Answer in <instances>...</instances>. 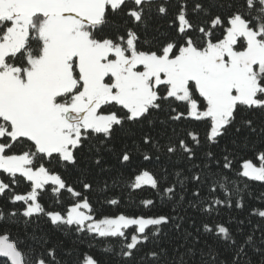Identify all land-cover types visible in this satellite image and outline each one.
Masks as SVG:
<instances>
[{"label":"snow or ice","instance_id":"6c2138e0","mask_svg":"<svg viewBox=\"0 0 264 264\" xmlns=\"http://www.w3.org/2000/svg\"><path fill=\"white\" fill-rule=\"evenodd\" d=\"M176 2L0 0V264H264V193L222 215L264 183V0ZM94 189L151 196L97 218Z\"/></svg>","mask_w":264,"mask_h":264},{"label":"trees","instance_id":"16d2710c","mask_svg":"<svg viewBox=\"0 0 264 264\" xmlns=\"http://www.w3.org/2000/svg\"><path fill=\"white\" fill-rule=\"evenodd\" d=\"M176 8H177L176 0H171V4L169 5V9H170L169 16L166 18H160L154 14L152 20L149 21L150 26L154 28L157 24H166V20L171 19L172 13L175 12ZM0 179H4L5 182H8L7 177L4 176L3 174H0ZM68 182L75 183L74 177H69ZM250 184H251L250 188L246 192L242 193L244 197L243 203L245 204L244 210L240 211V210L233 209L230 213L228 210H225L222 213L225 219H227L229 215H232V216H237L239 218L245 219V221L247 222L248 210L254 207H261V201L259 200V197L261 193H264V183L250 182ZM240 187L243 188L242 183L240 184ZM15 190L19 193H23L24 191H26V188L22 184L20 187H17ZM88 195L90 196V199L93 203L94 208L96 209V212L101 214L100 216H97V218H102L103 215H114L120 211H123L126 213H132V212L138 211L137 204L139 203V198L140 197H150L151 193L149 191L122 192L121 190L118 189L115 193H108V198H116L119 200L121 196H123V200L121 201V203L115 206L104 202V196L100 192L99 189H94L91 193H88ZM56 199L57 197H55L49 190V192L45 193L43 196V203H45V205L47 206V205L52 204L53 201ZM59 199L63 201V207L66 209L67 206L70 205L74 201L75 198H72L70 194H68L66 191H62L61 195L59 196ZM0 207H3L5 208V210H7L8 208L12 206L7 204V201L4 197H0ZM153 211L156 212L157 214H162V212L166 210H162L161 208L157 207ZM252 220L254 224L260 222L255 217H253ZM261 223H264V222H261ZM0 224H2V222H0ZM41 226L44 228L46 232H48L52 236L54 242L57 240L66 239L63 233L56 232L50 225L44 224L43 221H41ZM5 230H9V229H6L5 227L0 226V234H2V232ZM10 231L12 233L13 239H15L17 235L23 237V232L17 233V229L14 226L11 227ZM29 231H31V229H29ZM164 231L169 233V236H170L169 242H167L164 246L168 247L169 257L171 258L172 247H174L175 244H178L182 241L179 238L172 240L171 238L176 237V234L175 232H171L169 228L166 227ZM257 238H259V233H257ZM88 246H89L88 238L85 237V247H88ZM112 246H113L112 244H108V243L94 242V247H92V251L94 255L100 260L101 264H117V261L120 260L119 256H114L111 252L105 251V248H109ZM116 251H119V245H116ZM58 255H60L59 252H58ZM137 255H139V253H137ZM225 255H228L230 258V254L225 253ZM249 256L252 257L253 264H260L259 256H254L251 250H249Z\"/></svg>","mask_w":264,"mask_h":264},{"label":"rangeland","instance_id":"374dc122","mask_svg":"<svg viewBox=\"0 0 264 264\" xmlns=\"http://www.w3.org/2000/svg\"><path fill=\"white\" fill-rule=\"evenodd\" d=\"M103 218V217H102Z\"/></svg>","mask_w":264,"mask_h":264}]
</instances>
